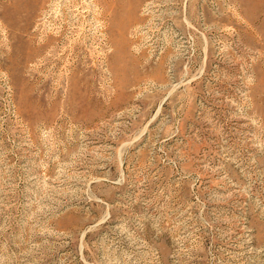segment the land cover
Returning <instances> with one entry per match:
<instances>
[{"label":"rangeland","instance_id":"obj_1","mask_svg":"<svg viewBox=\"0 0 264 264\" xmlns=\"http://www.w3.org/2000/svg\"><path fill=\"white\" fill-rule=\"evenodd\" d=\"M0 264H264V0H0Z\"/></svg>","mask_w":264,"mask_h":264}]
</instances>
